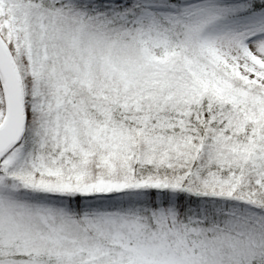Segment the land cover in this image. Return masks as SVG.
Here are the masks:
<instances>
[{
  "label": "snow or ice",
  "instance_id": "snow-or-ice-1",
  "mask_svg": "<svg viewBox=\"0 0 264 264\" xmlns=\"http://www.w3.org/2000/svg\"><path fill=\"white\" fill-rule=\"evenodd\" d=\"M0 264H264V0H0Z\"/></svg>",
  "mask_w": 264,
  "mask_h": 264
}]
</instances>
